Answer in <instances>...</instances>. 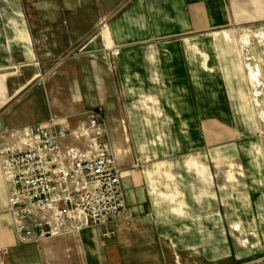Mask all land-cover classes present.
<instances>
[{
  "label": "crops",
  "instance_id": "0c3cea01",
  "mask_svg": "<svg viewBox=\"0 0 264 264\" xmlns=\"http://www.w3.org/2000/svg\"><path fill=\"white\" fill-rule=\"evenodd\" d=\"M119 7V15L85 28L74 17L56 16L49 27L47 17L0 16V148L29 127H62L68 136L54 158L63 161L68 148L92 149L87 123L99 116L101 142L110 146L126 205L81 233L24 244L0 164V264H128L144 259L145 249L153 264L241 260L208 259L209 216L221 211L209 213L207 171L192 178V161L173 159L163 172L154 157L167 146L155 137H181L188 146L186 137L208 134L202 129L222 135L225 119L247 118L243 88L250 97L264 94V32H244L246 47L235 42L233 53L209 40H236L238 32L224 29L264 25V0H121ZM226 54H236V64L229 67ZM179 146L171 150L186 148ZM247 210L264 216V207ZM42 218L26 223L37 232L34 222Z\"/></svg>",
  "mask_w": 264,
  "mask_h": 264
},
{
  "label": "rangeland",
  "instance_id": "374dc122",
  "mask_svg": "<svg viewBox=\"0 0 264 264\" xmlns=\"http://www.w3.org/2000/svg\"><path fill=\"white\" fill-rule=\"evenodd\" d=\"M96 1L85 0L79 7V0H0V16L47 17L49 27L54 25L51 23L56 16L63 17L65 21L74 17L76 26L85 28L92 27L105 15L115 17L123 11V8H118L121 0H105L108 7L97 6ZM224 31L240 34H236V40L226 38L209 42L213 47L223 45L226 53H233L231 49L235 42L240 43V49L242 44L246 47L248 40L244 32H264V25H240ZM224 57L229 67L236 64L238 58L236 54H226ZM248 73L245 65L244 71L239 73L240 83L243 84ZM115 77L119 80V73H115ZM242 91L246 94L241 99L244 101L246 119H225L222 135L211 134L212 129H202L208 134L186 137L188 146L181 145V137H176V141L171 136L155 137L159 144L167 146V150L159 152L154 158L161 162V170L167 174L171 170L168 161L173 159L192 161V178H196L199 171H207L209 213H215L217 209L221 211V215L209 216L208 259H241L239 262L222 264H264V216L247 214L249 208L264 207V94L255 92L250 97L247 88ZM177 143L179 147H186L185 150H171ZM197 161H202L207 167L199 168L195 164ZM253 195L255 199H251ZM145 250L148 252L144 259H127L128 264H153L151 249ZM167 252L168 249H164L165 255ZM172 260L161 259L160 264H174Z\"/></svg>",
  "mask_w": 264,
  "mask_h": 264
},
{
  "label": "built area",
  "instance_id": "2783aa9c",
  "mask_svg": "<svg viewBox=\"0 0 264 264\" xmlns=\"http://www.w3.org/2000/svg\"><path fill=\"white\" fill-rule=\"evenodd\" d=\"M101 121L96 116L87 123L92 149L68 148L63 161L54 158L60 153L58 143L68 136L62 127H29L20 139L0 148L8 208L21 243L78 234L125 210L110 146L101 142ZM38 214L44 218L34 222V232L26 221Z\"/></svg>",
  "mask_w": 264,
  "mask_h": 264
}]
</instances>
